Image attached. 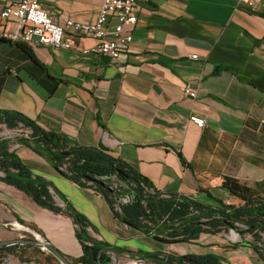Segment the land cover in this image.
<instances>
[{"label": "crops", "instance_id": "obj_1", "mask_svg": "<svg viewBox=\"0 0 264 264\" xmlns=\"http://www.w3.org/2000/svg\"><path fill=\"white\" fill-rule=\"evenodd\" d=\"M101 1L41 3L61 25L92 23ZM141 1L129 51L115 62L84 54L96 45L90 38L78 39L72 50L0 40V112L18 113L77 146L107 150L160 193L240 206L228 192L236 181L264 198V8L251 13L231 0ZM186 85L194 98L184 94ZM10 151L58 193V207L67 201L85 217L96 241L133 253L264 264V253L232 231L185 243L145 236L115 217L100 194L63 178L47 157L14 143ZM0 225L40 233L70 261L83 255L71 218L1 181Z\"/></svg>", "mask_w": 264, "mask_h": 264}, {"label": "trees", "instance_id": "obj_2", "mask_svg": "<svg viewBox=\"0 0 264 264\" xmlns=\"http://www.w3.org/2000/svg\"><path fill=\"white\" fill-rule=\"evenodd\" d=\"M1 127L24 129L28 133L12 139L0 138V181L22 191L39 207L71 218L76 226V239L82 247L89 244L113 253L116 258L128 255L131 259L143 258L153 264H222L212 255L191 256L188 260L184 256L165 253H133L96 241L90 234L91 227L85 217L61 197L65 207H58L54 200V194L58 193L44 178L34 176L16 153L10 151L13 143L27 146L47 157L63 178L100 194L115 217H125L145 236H158L170 243H185L197 240L200 234L233 230L246 245L264 253V198L256 190L231 181L228 192L242 205L226 204L220 200H214L213 205L203 204L173 193L157 192L147 179L112 157L107 150L77 146L61 135L44 131L18 113L0 112ZM113 180L118 183L117 188H112ZM124 197H128L129 202L122 203ZM246 235L251 236V241H244ZM28 248L31 246L0 248V259L13 255L27 263L22 256ZM71 261L73 264H93L90 253H83Z\"/></svg>", "mask_w": 264, "mask_h": 264}, {"label": "built area", "instance_id": "obj_3", "mask_svg": "<svg viewBox=\"0 0 264 264\" xmlns=\"http://www.w3.org/2000/svg\"><path fill=\"white\" fill-rule=\"evenodd\" d=\"M237 8L245 5L251 13L264 8V0H231ZM141 0H102L96 19L89 24L66 21L57 24L44 9L41 0H0V40L22 45L30 50L47 47L52 50H72L77 48V40L90 38L96 41L91 49L82 52L95 53L115 62L129 51L133 40V30L138 21ZM114 24L110 26V21ZM196 59V56H192ZM184 94L195 97L191 85H186ZM198 128L205 126V120L191 117ZM20 136L17 130L0 136L12 139ZM118 183L113 180L112 188ZM128 197L121 199L129 202ZM241 228H245L240 225ZM233 233L235 231L231 230ZM91 232V230H90Z\"/></svg>", "mask_w": 264, "mask_h": 264}, {"label": "water", "instance_id": "obj_4", "mask_svg": "<svg viewBox=\"0 0 264 264\" xmlns=\"http://www.w3.org/2000/svg\"><path fill=\"white\" fill-rule=\"evenodd\" d=\"M118 172V175H120V172ZM121 221L126 224L127 226L133 227L130 221H128L125 217L121 219ZM3 230L8 233L4 234V236H8L9 239L7 240H0V248H6L11 246H31L34 248L39 249L40 251L44 252L47 255H50L52 258H54L59 264H73L65 255H63L54 245H52L49 241L45 240L43 236H41L38 232L32 233L33 239H26L20 236V238L16 237V234L19 233V231L15 228L10 227H4L0 225V231ZM23 230V229H22ZM24 231V230H23ZM3 234V233H2ZM154 240H157L162 243H170L168 240L163 239L158 236H151ZM83 253H90L92 256V262L93 264H112V262L115 260L116 256L106 250H100L97 248H94L92 245H86L82 247ZM188 260L191 258V256H184ZM127 264H148L147 261L143 258H137V259H130V262Z\"/></svg>", "mask_w": 264, "mask_h": 264}, {"label": "rangeland", "instance_id": "obj_5", "mask_svg": "<svg viewBox=\"0 0 264 264\" xmlns=\"http://www.w3.org/2000/svg\"><path fill=\"white\" fill-rule=\"evenodd\" d=\"M17 131H18V134L20 136L21 135H27V133H28V131H26L24 129H19ZM8 132H11V134H12L13 131H7V130H4L3 128H1L0 129V136L2 137L5 134L8 135ZM5 233L6 232L3 230L0 231V240L9 239V237L6 236V235H8V233H6V235L4 236ZM235 234H237V233H235ZM20 236L23 238H26V239H33L32 236L28 232H24V231H21L18 234H16L17 238H20ZM33 248L31 247V248L26 249L25 253L22 256L24 261H27V263L23 262L22 260L18 259L17 257H15L13 255H8V256L0 259V264H59L50 255H47L44 252L40 251L39 249L35 248L38 250V251H36ZM128 262H130V259L126 258L125 260H123L120 258H115V260L112 262V264H127ZM147 263L153 264L151 262H147Z\"/></svg>", "mask_w": 264, "mask_h": 264}]
</instances>
